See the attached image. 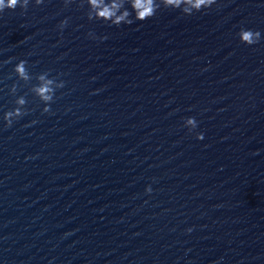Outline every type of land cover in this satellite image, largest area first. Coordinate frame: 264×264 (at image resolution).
Returning a JSON list of instances; mask_svg holds the SVG:
<instances>
[{"label": "clouds", "instance_id": "1", "mask_svg": "<svg viewBox=\"0 0 264 264\" xmlns=\"http://www.w3.org/2000/svg\"><path fill=\"white\" fill-rule=\"evenodd\" d=\"M72 2L73 0H65V5L67 6ZM42 3L43 0H35L36 5ZM83 3L88 5L87 18L89 21H103L119 27L122 24L131 25L134 21L150 19L156 15L161 7L174 10L179 9L184 15L191 16L210 8L217 3V0H82L81 6H83ZM28 5L29 0H0V12H3L5 9L15 10L17 7L27 10ZM67 24L68 19L66 18L60 22L58 27L63 30ZM88 35L91 38H95V35L91 32ZM238 37L241 43L251 46L260 41L261 33L241 28ZM27 63L26 60H21L13 69L18 81H23L25 84H28L33 79ZM35 79L37 83L31 86L30 92L45 105L42 111L49 113L56 91L63 88L65 82L59 80L58 77L49 78V72L40 73ZM16 93L17 84H13L10 94L15 96ZM14 103L16 107L7 111L3 116L6 127H11L14 121L28 113V109L25 107L27 104L25 96H18ZM184 126L188 128L189 132H192V130L197 128L198 122L195 117H188L184 120ZM196 138L202 140L204 138L203 133H197ZM145 191L150 194L152 188L149 186ZM191 230L188 229L189 232Z\"/></svg>", "mask_w": 264, "mask_h": 264}]
</instances>
